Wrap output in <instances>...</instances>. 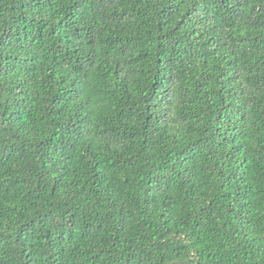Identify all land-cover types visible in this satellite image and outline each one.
Returning a JSON list of instances; mask_svg holds the SVG:
<instances>
[{
    "label": "trees",
    "instance_id": "16d2710c",
    "mask_svg": "<svg viewBox=\"0 0 264 264\" xmlns=\"http://www.w3.org/2000/svg\"><path fill=\"white\" fill-rule=\"evenodd\" d=\"M0 264H264V0H0Z\"/></svg>",
    "mask_w": 264,
    "mask_h": 264
}]
</instances>
